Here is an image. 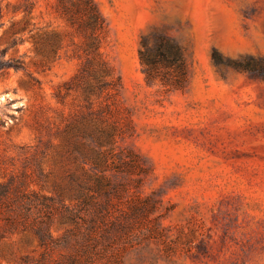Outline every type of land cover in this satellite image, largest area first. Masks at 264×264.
<instances>
[{"label": "rangeland", "instance_id": "obj_1", "mask_svg": "<svg viewBox=\"0 0 264 264\" xmlns=\"http://www.w3.org/2000/svg\"><path fill=\"white\" fill-rule=\"evenodd\" d=\"M34 1L22 43L7 48L23 11L0 19V160L19 162L21 150L45 149L40 139L50 138L42 166L51 186L67 167L81 171L59 157L64 117L83 103L64 87L81 66L80 37L54 11L56 0ZM96 1L108 24L102 51L123 82L113 105L116 145L150 167L118 211L140 210L119 264H264V78L227 63L264 55V0ZM54 32L62 48L45 56L31 35ZM159 33L182 47L183 88L145 77L142 38ZM43 115L50 135L37 127ZM41 252L30 232L0 239V264H34ZM63 252L54 246L43 264H58Z\"/></svg>", "mask_w": 264, "mask_h": 264}, {"label": "trees", "instance_id": "obj_2", "mask_svg": "<svg viewBox=\"0 0 264 264\" xmlns=\"http://www.w3.org/2000/svg\"><path fill=\"white\" fill-rule=\"evenodd\" d=\"M35 7L34 0L0 1V19L11 8L25 15L22 21H13V36L7 48L25 40L28 16ZM54 11L70 27L71 34L80 37L81 66L64 87L67 93L75 89L83 103L64 117L59 157L80 164L81 171L67 167L59 180L55 178L48 185L52 171H46L42 163L52 144L50 138L40 139L45 149L37 145L21 150L19 162L12 157L1 158L0 239L34 234L42 249L41 258L34 264H43L54 246L64 249L58 264H119L127 249L123 240L134 226L130 217L137 216L140 210L131 207L127 212L118 211L125 194L150 174V167L135 149L116 145L119 122L113 118V105L123 82L102 51L108 24L97 1L56 0ZM60 36L54 32L31 38L39 50L45 47V56L50 57L57 56L62 48ZM139 53L148 81L172 88L185 86L187 64L183 50L168 33L144 36ZM213 56L223 61L217 50ZM227 63L264 78V55L227 59ZM51 124L46 115L37 119L38 129L49 135ZM108 144L112 146L104 147ZM54 229L62 230L61 234L56 235Z\"/></svg>", "mask_w": 264, "mask_h": 264}]
</instances>
